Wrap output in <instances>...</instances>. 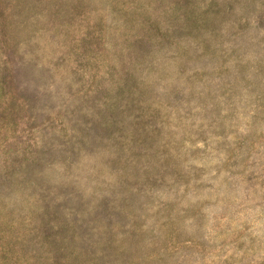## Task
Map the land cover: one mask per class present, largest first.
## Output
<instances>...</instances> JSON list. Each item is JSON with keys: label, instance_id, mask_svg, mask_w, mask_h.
Segmentation results:
<instances>
[{"label": "rangeland", "instance_id": "obj_1", "mask_svg": "<svg viewBox=\"0 0 264 264\" xmlns=\"http://www.w3.org/2000/svg\"><path fill=\"white\" fill-rule=\"evenodd\" d=\"M0 264H264V0H0Z\"/></svg>", "mask_w": 264, "mask_h": 264}]
</instances>
